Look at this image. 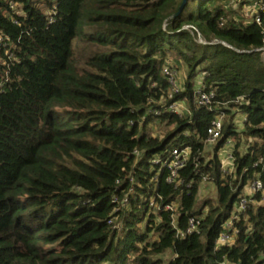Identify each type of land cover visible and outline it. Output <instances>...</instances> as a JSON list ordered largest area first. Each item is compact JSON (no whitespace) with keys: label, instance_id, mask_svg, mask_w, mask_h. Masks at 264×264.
<instances>
[{"label":"trees","instance_id":"trees-1","mask_svg":"<svg viewBox=\"0 0 264 264\" xmlns=\"http://www.w3.org/2000/svg\"><path fill=\"white\" fill-rule=\"evenodd\" d=\"M182 1L0 0V264H264V23L232 22L221 0L186 12L187 0L172 18ZM175 63L183 91L160 104L162 69ZM198 79L209 107L195 104ZM173 101L189 113L167 111ZM216 115L221 137L207 152ZM175 146L190 149L177 187L162 164ZM203 178L216 198L198 204ZM255 179L262 190L234 212Z\"/></svg>","mask_w":264,"mask_h":264},{"label":"built area","instance_id":"built-area-1","mask_svg":"<svg viewBox=\"0 0 264 264\" xmlns=\"http://www.w3.org/2000/svg\"><path fill=\"white\" fill-rule=\"evenodd\" d=\"M222 7L230 14L229 18L234 23H240L244 25L256 24L261 26L264 23V0H221ZM13 8V6H11ZM226 22V19L220 18V26H223ZM184 29L190 30L192 35L197 36V42L200 44H205L202 40V37L198 30L193 29L191 26H185ZM2 35L0 34V46L2 43ZM214 43L222 44L226 47H230L225 42L222 41H214ZM262 51L264 55V44L262 48L259 50ZM236 52H239L236 50ZM162 74L166 78L169 84V90L167 91L166 97L162 98L160 104L168 103L174 96L178 95L183 91V86L177 82L176 70H172L169 65H165L162 69ZM194 96H195V104L199 107H209L212 104V100L214 99L213 91L205 92L203 86L201 85V81L198 79L194 82ZM167 111L177 114L178 116H185L188 114V108L184 101H173L170 104H166ZM224 115H216L214 119L211 121L210 126L207 128V139H206V147L211 148L215 145V143L221 137V132L223 128V120ZM231 146V140H227L223 147L229 149ZM232 147V146H231ZM168 157L162 163L169 170V176L166 179L167 183H174L175 186H179L181 182L178 180L179 171L184 168L187 164L190 149L189 148H179L172 147L167 151ZM229 160H232L231 150H227L225 155L221 158V165L224 172H227L226 164H228ZM154 163H159V157L154 160ZM206 182V179L203 178V183ZM262 183L255 179L247 182L244 187L243 195L240 197L238 202H236L233 206L234 212L243 211L246 208L248 196H251L257 192L262 190ZM127 203V200L123 201V205ZM175 202H172L170 205H166L165 209L171 212L176 210ZM149 208L153 211L157 209V204L153 198L149 201ZM112 220L109 221L111 223ZM232 226V222L229 220L224 225V227L230 228ZM197 231V222L194 218L189 219L188 228L186 230L187 234H191ZM237 233V230L234 231V234ZM181 237L183 235L181 234ZM220 243H230L233 242V238L228 234H221L219 237Z\"/></svg>","mask_w":264,"mask_h":264},{"label":"rangeland","instance_id":"rangeland-1","mask_svg":"<svg viewBox=\"0 0 264 264\" xmlns=\"http://www.w3.org/2000/svg\"><path fill=\"white\" fill-rule=\"evenodd\" d=\"M223 1V0H222ZM203 3V7H209L211 4L210 2H207L205 0H190L188 2V7L186 12H194L196 10V8L198 7V5ZM81 42H78V39L74 42V46L79 47L81 44ZM77 49V48H76ZM173 63V61L171 62ZM176 64V77H177V82L181 85V87L184 85V83L186 82V70L184 68L183 65H180L178 63ZM238 117L235 118V120L237 121ZM240 121V120H239ZM150 130L151 133L154 137H159L162 138L165 133L167 132V129H165L163 127L162 124H160L159 122H154L153 124L150 125ZM233 142L232 144L235 146V140L234 138L231 139ZM212 146L211 148L206 147L207 152H211L213 150ZM216 198V189L214 187L213 184L206 182V183H202L200 185L199 188V194H198V204H200L201 202H203L206 199L209 200H214Z\"/></svg>","mask_w":264,"mask_h":264},{"label":"crops","instance_id":"crops-1","mask_svg":"<svg viewBox=\"0 0 264 264\" xmlns=\"http://www.w3.org/2000/svg\"><path fill=\"white\" fill-rule=\"evenodd\" d=\"M238 117V119H237V121L235 120V118H237ZM240 120V121H239ZM243 122H244V116L242 115V114H236L235 116H234V118H233V124L236 126V128H237V130L238 131H241L243 128ZM232 138H229L228 140H231ZM232 140H231V146L229 147V149H228V147L227 148H225V147H223L221 150H220V152H219V158H220V160H221V158L225 155V152L227 151V150H231V153H232V151H233V148H234V145L232 144ZM227 166H226V168H227V172H232L233 171V161L232 160H229V162H228V164H226Z\"/></svg>","mask_w":264,"mask_h":264},{"label":"water","instance_id":"water-1","mask_svg":"<svg viewBox=\"0 0 264 264\" xmlns=\"http://www.w3.org/2000/svg\"><path fill=\"white\" fill-rule=\"evenodd\" d=\"M186 3H187V0H183L182 1V4L180 5L179 10L177 11V13L175 15H173L172 18H175V17L179 16L182 13Z\"/></svg>","mask_w":264,"mask_h":264}]
</instances>
